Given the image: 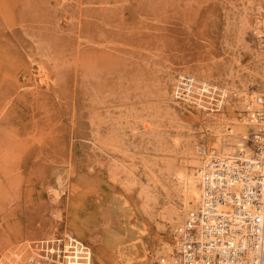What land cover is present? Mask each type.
I'll list each match as a JSON object with an SVG mask.
<instances>
[{
	"label": "rangeland",
	"instance_id": "obj_1",
	"mask_svg": "<svg viewBox=\"0 0 264 264\" xmlns=\"http://www.w3.org/2000/svg\"><path fill=\"white\" fill-rule=\"evenodd\" d=\"M259 6L0 0V264L65 234V264L86 246L91 264H160L174 172L237 92L264 97Z\"/></svg>",
	"mask_w": 264,
	"mask_h": 264
},
{
	"label": "built area",
	"instance_id": "obj_2",
	"mask_svg": "<svg viewBox=\"0 0 264 264\" xmlns=\"http://www.w3.org/2000/svg\"><path fill=\"white\" fill-rule=\"evenodd\" d=\"M182 81L187 87L195 83L193 80L190 84L186 76ZM261 107L264 109V97ZM246 142L252 149V160L264 166V156L260 157L264 155V126L260 124L259 130H250ZM198 151L205 152L200 146ZM235 162L236 165H231L227 160L212 157L206 161V168L211 165L213 169L202 175L201 204L197 210L189 211L175 229L173 245L177 264H264L263 177L258 171L254 173L252 163L241 158ZM65 237L66 234L55 235L52 240L31 241L29 253L31 248L35 249L40 262L25 258L23 264H65L61 254ZM86 247L78 256H69L71 261L91 264Z\"/></svg>",
	"mask_w": 264,
	"mask_h": 264
},
{
	"label": "bare ground",
	"instance_id": "obj_3",
	"mask_svg": "<svg viewBox=\"0 0 264 264\" xmlns=\"http://www.w3.org/2000/svg\"><path fill=\"white\" fill-rule=\"evenodd\" d=\"M257 9L259 14L252 24L251 32L258 38L259 44H263L264 47V13H261V6ZM259 54L264 57V51ZM258 93L260 92L246 95L237 92L236 95L241 98L238 101L239 106L232 111L231 121L228 124L221 121L217 126L212 127L208 133L206 145L203 147L204 154L198 151L199 148L189 152L185 161L174 172L175 188H173V194L169 198L167 197L171 204L168 203L170 207L164 210L167 211L165 219L173 226L171 242H163L162 246L161 242L157 243V256H159L160 264H177L173 245L175 229L183 223L189 211L197 210L201 204L202 175L213 169L211 165L206 168V161L210 157L218 161L227 160L231 165H236L235 159L237 158L244 159V161L252 163L254 173L257 171L261 173L264 183V166H260L255 160H252V149L246 142L250 130H259L260 124L264 126V109L261 107L263 95ZM244 111L247 115H244ZM244 171L246 172V169ZM219 208L225 209L226 205H219ZM161 218L164 220L162 216Z\"/></svg>",
	"mask_w": 264,
	"mask_h": 264
}]
</instances>
